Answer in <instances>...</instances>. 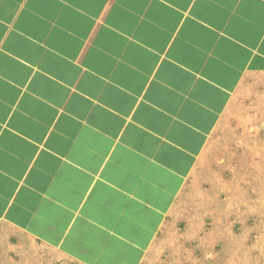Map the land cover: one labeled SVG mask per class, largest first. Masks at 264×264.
Returning <instances> with one entry per match:
<instances>
[{"label":"crops","instance_id":"obj_1","mask_svg":"<svg viewBox=\"0 0 264 264\" xmlns=\"http://www.w3.org/2000/svg\"><path fill=\"white\" fill-rule=\"evenodd\" d=\"M260 76L264 0H0V264L150 263Z\"/></svg>","mask_w":264,"mask_h":264},{"label":"rangeland","instance_id":"obj_2","mask_svg":"<svg viewBox=\"0 0 264 264\" xmlns=\"http://www.w3.org/2000/svg\"><path fill=\"white\" fill-rule=\"evenodd\" d=\"M211 137L147 264H264V76ZM244 155H248L245 157ZM255 170V171H254ZM254 174V175H252Z\"/></svg>","mask_w":264,"mask_h":264}]
</instances>
